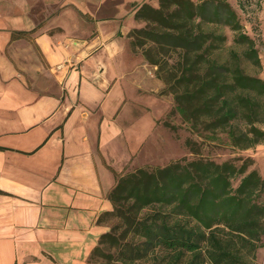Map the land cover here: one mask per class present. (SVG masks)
Returning a JSON list of instances; mask_svg holds the SVG:
<instances>
[{
    "label": "crops",
    "instance_id": "0c3cea01",
    "mask_svg": "<svg viewBox=\"0 0 264 264\" xmlns=\"http://www.w3.org/2000/svg\"><path fill=\"white\" fill-rule=\"evenodd\" d=\"M144 3L0 0V264H94L109 194L171 106L131 46ZM257 22L264 80V0Z\"/></svg>",
    "mask_w": 264,
    "mask_h": 264
},
{
    "label": "trees",
    "instance_id": "16d2710c",
    "mask_svg": "<svg viewBox=\"0 0 264 264\" xmlns=\"http://www.w3.org/2000/svg\"><path fill=\"white\" fill-rule=\"evenodd\" d=\"M259 1L144 3L136 18L145 26L129 34L132 49L158 68L185 121L194 128L205 123L216 142L227 134L241 150L264 144V80L245 73L238 61L209 58L227 36L206 28L239 33L235 42L248 43L247 56L260 68ZM239 161L181 159L120 176L109 194L113 210L98 219L110 229L91 262L256 264L264 247V173L250 170L251 158Z\"/></svg>",
    "mask_w": 264,
    "mask_h": 264
},
{
    "label": "rangeland",
    "instance_id": "374dc122",
    "mask_svg": "<svg viewBox=\"0 0 264 264\" xmlns=\"http://www.w3.org/2000/svg\"><path fill=\"white\" fill-rule=\"evenodd\" d=\"M229 1L236 6L237 0ZM240 18L243 20L242 16ZM206 29L227 36L226 42H215L209 58L217 60L220 64H233V62L238 61L245 73L255 77L258 75L259 68L247 56L248 43L235 42L239 33L230 27H217L215 25L208 26ZM215 46L217 47L215 48ZM170 63L172 64V62ZM156 72H158L157 67ZM161 81L163 82V80ZM160 95L170 99L171 106L163 119L158 121L161 128L157 137L159 139L155 143V148H147L148 151L141 155V161L137 162L139 164L134 163V167L127 174L140 168L153 170L158 167H166L181 159L195 160L200 158L219 163L236 160L238 165L242 164L240 159L251 158L253 164L250 166V170L258 169L264 173V145L249 150H241L232 145L225 133H222V139L216 142L215 139L211 138L213 133L206 129L205 123H200L194 128L191 123L185 121L184 117L176 110L178 102L174 94L164 82ZM259 126L264 128V123L259 124ZM255 263L264 264V247L257 251Z\"/></svg>",
    "mask_w": 264,
    "mask_h": 264
}]
</instances>
